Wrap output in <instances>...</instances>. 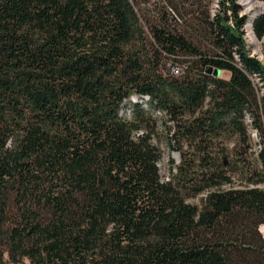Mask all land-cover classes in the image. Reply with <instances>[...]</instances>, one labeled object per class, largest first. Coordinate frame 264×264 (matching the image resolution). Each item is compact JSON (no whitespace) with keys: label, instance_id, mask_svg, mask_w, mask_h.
<instances>
[{"label":"trees","instance_id":"16d2710c","mask_svg":"<svg viewBox=\"0 0 264 264\" xmlns=\"http://www.w3.org/2000/svg\"><path fill=\"white\" fill-rule=\"evenodd\" d=\"M208 2L0 0V264H264V64L240 5ZM251 23L263 39L264 9ZM159 115L202 150L261 129L247 185L212 173L188 203L181 166L158 172Z\"/></svg>","mask_w":264,"mask_h":264},{"label":"rangeland","instance_id":"374dc122","mask_svg":"<svg viewBox=\"0 0 264 264\" xmlns=\"http://www.w3.org/2000/svg\"><path fill=\"white\" fill-rule=\"evenodd\" d=\"M218 1V0H217ZM241 7V15H251L254 11H259L264 8V3L259 1L235 0ZM252 3L248 7L247 4ZM213 0H209L208 9L213 4ZM212 4V5H211ZM152 5L143 7L145 13H152ZM249 46V50L255 56H259L261 61L264 60V38L261 42H256L255 39L245 38ZM260 41V40H259ZM261 53V54H260ZM169 60L163 58L162 72L166 73V64ZM180 61H184L180 59ZM186 64V63H184ZM161 116V115H159ZM185 120V119H184ZM156 135L153 138L155 146L160 153V160L157 164L160 178L167 181L171 178V173L177 174V168L181 166L182 174L181 183L186 186L184 194L186 201L191 205L201 207V200L210 189L194 195V189L199 185H205L200 182V179L206 180V183H211L212 173L222 174L230 180L229 184H221L219 187L211 188V191L218 189L224 191L229 188H240L247 185V175L249 174V166L256 167V157L261 145L260 130L251 126L249 121H246L247 131L245 134H229L221 132L219 135L209 136L207 147L204 150L199 149L200 144L187 146L185 143L169 141L173 132V123L167 117L161 116L157 118ZM258 127L264 126V123L258 122ZM211 138V139H210ZM174 146V149L172 147ZM204 158V160H202ZM254 178V177H253ZM192 179L193 181H190ZM258 178H254L256 181ZM222 179L215 178V181ZM208 185V184H206ZM205 185V186H206ZM251 187L264 189V184H257ZM198 188V187H197ZM257 231L264 237V225H259ZM3 260L8 264V255L4 253ZM21 264H30L28 259H23Z\"/></svg>","mask_w":264,"mask_h":264},{"label":"built area","instance_id":"2783aa9c","mask_svg":"<svg viewBox=\"0 0 264 264\" xmlns=\"http://www.w3.org/2000/svg\"><path fill=\"white\" fill-rule=\"evenodd\" d=\"M247 1H251V0H247ZM257 1V0H256ZM214 3V4H213ZM213 5L210 6L209 8V13L211 16H214V14L216 12H218L219 10V4H218V1L217 0H213ZM264 9V8H263ZM251 15H245L247 18H248V21L246 23L243 24L242 28H241V32H242V40H243V43L245 45V49H246V52L248 54V56L250 58H254L256 59L258 62H260L261 64H264V60L261 61L260 57L261 55L259 56H255L254 53H252L250 50H249V46L248 44L246 43V40L245 38H250V39H255V41L257 42H261L263 41L262 39L259 41V39H257V37L255 36L254 32H253V29H252V23H251V20L252 18L255 16L256 14V11H254L253 13H250ZM240 16L241 15V10H240ZM264 38V37H263ZM261 54V53H260ZM174 72L177 73L178 71L176 69H174Z\"/></svg>","mask_w":264,"mask_h":264},{"label":"water","instance_id":"95a60500","mask_svg":"<svg viewBox=\"0 0 264 264\" xmlns=\"http://www.w3.org/2000/svg\"><path fill=\"white\" fill-rule=\"evenodd\" d=\"M207 73H208V74H212L214 77H218V76H219V71L216 70V69H213V68H209V69L207 70Z\"/></svg>","mask_w":264,"mask_h":264},{"label":"bare ground","instance_id":"6f19581e","mask_svg":"<svg viewBox=\"0 0 264 264\" xmlns=\"http://www.w3.org/2000/svg\"><path fill=\"white\" fill-rule=\"evenodd\" d=\"M255 2H256V0H254ZM249 3V2H248ZM248 5V7H250V6H252V3H249V4H247Z\"/></svg>","mask_w":264,"mask_h":264}]
</instances>
